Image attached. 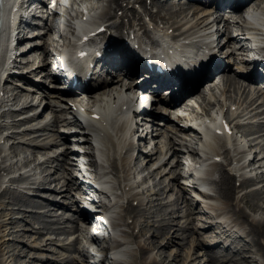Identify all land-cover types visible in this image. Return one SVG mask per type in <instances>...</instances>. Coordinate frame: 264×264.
<instances>
[{"label": "bare ground", "instance_id": "bare-ground-1", "mask_svg": "<svg viewBox=\"0 0 264 264\" xmlns=\"http://www.w3.org/2000/svg\"><path fill=\"white\" fill-rule=\"evenodd\" d=\"M105 1L100 2V6H97L93 10V2L91 3L90 0H71L70 10L79 18L88 15L90 19L87 20V24H93L95 29L101 24H106L108 29H115V31H117L119 26L117 20L129 16L128 21H123L121 23L122 25L119 27L122 26V28H126L127 33L133 32L138 38L141 47H156L157 44L154 45V43L157 42V37L162 33H165V37L167 36L168 38L173 35L168 33L170 27H174L178 30V32L174 33L175 36H180L185 33L187 35L185 39L191 38L194 41L193 45L186 46L188 50L196 49L200 51L205 49L204 46L214 48L220 33H222L226 41H223L221 47L228 48L224 53L225 59L223 60L227 62L228 66H230L232 61H237V58L234 56L236 50L245 51L246 47L241 42L242 35L238 34L234 36L231 34L232 27L228 26L229 23L235 27L234 29H236L237 24L222 16L220 13L221 8L224 6H232L237 16L245 10L246 6L254 8L259 22H264V0H246L244 3H240L238 0H220L217 7H214L213 4L218 0H195L194 4L187 0H184V2L180 0L172 2L169 0H152V3L155 4L154 6L158 5L160 10L158 13H150L154 28L148 29L145 22L140 20L142 19V15L139 13L140 11L130 6V4L135 5L136 2H140L143 10L150 12L144 0H107L106 6L103 9L102 7ZM124 2H127V4L124 5ZM101 3H103L102 6ZM32 4L34 3L28 5V8L31 9L33 6ZM6 5L5 3L3 8L4 12ZM46 7L47 3L44 0L39 1V6L35 7L33 19L36 20L38 13L45 11ZM117 7L123 9L122 16L114 12L113 9ZM99 8H102L103 12L101 14H96ZM33 9L34 8L31 10ZM49 10L50 8H47V13H49ZM43 19L42 17V20ZM47 20L48 18H46V26L44 27L47 28V31L41 36L42 39L40 41L28 40L30 37L36 35L34 30L37 29L34 28L36 27L35 24H30V27L27 28L24 33V39L28 41L25 44L22 43V46L25 47L23 48L24 52L20 54V56H23L22 58L25 63L28 64L32 61L33 52H36L40 60L34 71L39 68H44L42 73L45 72L44 70L46 66H48V60L53 58V53L47 47L48 41L50 44V37L46 38L53 26L48 24ZM137 21H139V23H137ZM218 22L224 24L222 30L219 28L214 29ZM21 23L22 22H19L17 27L21 26ZM138 25H141L142 28L144 27L142 33L139 32L140 30L137 28ZM254 29L258 34L264 36L263 28L255 26ZM218 34L219 36L216 37ZM102 35L103 38H106L105 33ZM233 41L238 44L235 45L234 48H231V42ZM165 42H168V40H165L163 43ZM219 43H217L216 46H218ZM132 51L134 50L130 47L127 49V53L123 51L120 53V56L113 54V56L110 57L111 60L107 61V63L118 67L125 65L129 67L131 73L136 75L139 73V70L136 68L137 58L136 56H132L134 54ZM240 62V65H243L247 61L241 60ZM227 64L219 61L211 69H208L206 73H200L199 75L198 71H194L190 75L180 74L177 76L174 85L168 86L167 88L172 90L175 89V86L177 87L180 84L178 88L182 89L185 93H189L191 90H186L187 85L185 83L188 76L197 77L198 75L200 77L193 85V88H197L198 82L207 80L217 71H225L226 78L222 83L218 84V87L221 91L229 90L227 92L229 94L225 97L224 102H221V111H224V114L228 113V110H224V105L227 103L232 102L233 104H238L237 111H233L232 113H237L236 116L233 117V133L223 134V136H221L217 135L208 127L205 117L209 113L206 108H202L201 110L194 106L187 107L179 105L177 108L181 106L186 109L182 108L181 110L183 112L177 109L178 111L175 113V117L166 115L164 119L171 121L173 119L172 124L175 131L185 133L188 136V138H182L177 134L180 140H182L181 143L183 142L181 144L182 146L176 145L174 140L168 142L162 139L166 130L161 128L160 133L156 137L159 138L156 142V144H159V147L156 150L151 149L147 152L146 147L150 143V139L155 140V138H152L153 134L149 127H152V122L153 124L163 123L161 120L152 121V117H147L142 118V120L144 119L147 127L146 129L148 130L141 138L142 146L136 155L132 151L133 142H131L130 138L133 128L129 113L132 109L134 110L133 107L136 101L130 95V93H134L132 82L131 84L128 83L124 85L123 83H119L120 80L115 82V80L110 77L93 81L90 88H86L87 99L80 96L82 99H79L78 104L81 105L83 109H74L68 102V98L65 97L67 92L56 90L52 87L50 88V84L49 86L46 85L47 82L38 85L34 91H31L30 85H18L21 84L22 81H25L24 84L31 82L30 79L28 80V77H22V80L18 82V84L11 86L10 89L6 88L5 94H7L11 100L15 101V105L21 106V110L34 107L36 104L35 97L40 91H44L43 98L47 99L44 109H49L51 115L46 123L40 124L38 117L44 112V109L39 112L37 110L38 108L34 107L30 109V111H34V113L24 118H22V116L28 112V110L20 112L22 116L15 111L11 112L16 113L20 117L13 119L10 124L19 126L21 129L17 132H13L12 136L15 138L13 143H1L0 141V194L9 195L11 201L14 204H18L21 210L23 206L31 207L32 209L29 210L28 213H23L21 218H18L13 216L12 213H21L24 211H16L14 209L15 206H12L10 210L6 211L7 206L0 202V207H2L0 209V217L3 215L6 216V220H0V233H2L0 234V264H13L12 260H10L11 257L16 259L15 264H92L89 260L84 259L81 261L74 255L68 257L45 256L42 252L31 253V250L25 253L23 251V246L17 243V239H22V236L32 235L34 236V241L29 244L35 249H53L52 245L49 244L59 242L64 248L80 252L81 247L78 244L79 236L75 238L74 241L70 242V246L64 242L58 241L60 239L51 236L44 239L42 243L38 241V239H42L45 236L43 235L45 231L48 233L50 232L51 235V233H57L59 231L65 232L67 230L66 227L60 225L65 221L64 218L59 217L55 220L49 218L52 216V210L55 208L51 204L64 207L65 209H74L78 215L74 217L76 224L72 226L73 231L76 233L83 230L79 222L84 221L85 217L80 211V206H75L74 204V196H76L73 191L74 184H72V177L74 178V176L67 166V164L71 163L66 161V157L74 152L72 149L74 143L69 142V144L64 145L66 139H70V137L68 138L62 131H67L65 129L73 130V128L76 129L73 136L79 140L76 141L75 144L85 146L89 149L92 145L93 137L97 138L96 140L102 143L100 152L105 157L110 169L109 172L115 179L114 189H116L120 198L127 199V203L125 202L119 205L120 208H118L116 216L114 217V224L118 227V232L123 238V241L118 244L126 246L127 248L130 247L131 243L136 244L131 250L127 249L121 251L122 256H127L125 261L122 262L123 264H264V169H260L264 168V135L261 134L255 138L249 139V134L247 135L244 131L242 134H239L245 125H247L246 130L252 133L255 124L262 127L264 123L259 121L253 122L252 119L255 118L256 115L249 116L248 119H250V121L247 123L238 119V117L241 118L256 110L258 106L250 109L252 104H254V102L251 101L244 105L242 104L246 99V97H242L247 89V85L235 78L230 72L228 73L229 67L227 68ZM20 65H22L21 62ZM123 70L124 69H121L120 71L123 72ZM39 74H41V72ZM43 74L44 77L50 79V81H58L62 78H55L54 76L48 75L49 73ZM143 75L144 74H142V76ZM20 76L26 75L21 74ZM5 77L4 85L8 83L10 76ZM243 77L245 79L249 78L254 80H256V78L264 79L262 75L256 76L252 72L243 74ZM135 78H137V76L134 77V79ZM135 80L138 81L137 79ZM1 84L0 81V91L4 88L1 87ZM52 86L55 87L54 85ZM118 87L120 88L118 89ZM260 92L261 94L264 93L262 89L258 91V93ZM3 98L4 96H0V101H2ZM203 99L205 100L206 98L203 97ZM241 99L242 102H240ZM209 100H212L211 97H209ZM174 101L175 100L172 99L164 100L160 98L155 102V105L152 104L153 109L149 112L166 111L168 110L167 107L172 106ZM174 103H176V101ZM92 107H95L97 111H94ZM93 112L100 113V118L92 117L91 114ZM244 112L245 114H243ZM218 113L217 111V114ZM262 113H264V110ZM209 119L212 123L215 122L214 118ZM83 122H86L88 127L84 126ZM252 122L254 123L253 125L250 124ZM21 125L24 127H21ZM60 125L62 128H57ZM203 126L207 128L205 136L203 134L201 135L200 131ZM86 129L90 130L92 133L88 134ZM263 130L264 128H260L256 133L262 132ZM28 135L31 136L27 137ZM10 136L11 133H8L5 140ZM2 137L4 136H0V140ZM216 137L220 139L216 141ZM249 142L250 144L248 145ZM200 144L204 146L203 150L200 149ZM52 145H64L62 151L56 157H61L60 166H52L51 169L46 168L39 171L38 169H41L44 164H50L54 161L53 156L49 154ZM31 148L33 151H31ZM164 148H167L169 152L173 150L174 164L170 172L175 181H178L180 177L187 178L186 173L183 172L184 169H178V166L182 164L179 158L180 153L188 154L186 149H189L193 154L199 156V153L202 152L205 156L206 161L210 165L209 174L213 176L217 173V176L214 177L212 183L214 194L209 196L201 195L203 198L216 197L219 200L217 203H211L209 207L207 206V208H210L211 212L213 211L212 216L216 220L202 217L200 221L204 224H195L193 226L178 222V212H182V216L188 217L189 223L194 224L197 219L194 216L196 211L190 200L186 197L183 199L182 192L188 189V185H185L184 182L182 183L179 181L178 196L166 199L168 192L172 189L173 181H167L166 174H168L169 171H167L165 167L163 168L164 164L167 162V160H164L166 156ZM258 149L260 150L258 151ZM8 150L12 153L13 157H17L16 161L8 162L9 157L11 158ZM133 150H136V148H133ZM5 151L6 153H4ZM33 152L43 154V156L38 159L39 162L37 164H33ZM157 153L158 157L156 155ZM261 154L263 157H259ZM217 156L222 157L220 162L215 161ZM143 158L148 159V161H143ZM155 159H160L163 163L158 167L154 165L152 168H149L150 161L153 162ZM257 164L259 166L256 167L255 165ZM72 165L76 168V165L73 163ZM252 165L255 167H252ZM249 166H251L249 169L251 174H237L239 170L248 172ZM22 167L28 169L21 172L19 177L13 176L8 180L12 183H16V186L12 187L11 185L2 188L9 173L13 169H20ZM141 172H146L144 177L141 180H136V174ZM156 173H160L161 175L157 181L152 182ZM237 181H239V185H236ZM53 182H56V186H52ZM143 182L151 183L142 191L139 190L138 187ZM61 183L67 187V191L64 193H61L62 188L59 187ZM22 186L28 190L39 191L37 192L38 195L45 196V198L38 199L37 197L29 196V191L25 190ZM77 188L81 190V192H86L87 185L81 181ZM75 191L77 190L75 189ZM61 195H65L64 200L59 198ZM203 198L201 202L205 204L207 201ZM88 200L93 202L91 198ZM135 200H137L136 205L132 203ZM36 208L47 209L40 211L36 210ZM203 215L206 216V211L203 212ZM131 217H133L132 220L128 222L127 219ZM26 220L38 222L40 226L38 228L35 226L30 228L18 227L16 225ZM221 220L224 223H222ZM175 222L179 224V227L176 229L183 231L177 234L178 237L182 238L180 244L183 250L179 252V254L175 253L173 257H170L168 252L173 243L176 242L172 234L173 224ZM217 225L218 229H214ZM1 227H5L3 232ZM234 227L242 229L247 233V236L251 235V243L241 244L240 241L237 240V236L233 238L230 237L232 231H235L233 229ZM134 228H138V231L135 232ZM187 228L189 229V233H185ZM24 229H31L34 233H26L27 230L23 231ZM212 229L214 232H212ZM200 231H203L201 232V236L214 240V245L211 247H203L202 242H204V240L195 237L188 246V249L185 250V245L188 243L189 237L196 233L198 234ZM14 232L17 234L16 237L6 244L4 237ZM219 242L228 243L225 251L222 253L212 249L214 246L218 245ZM233 247L236 252L233 254L228 253L227 251ZM198 248H200L201 254L203 253V255L207 256L204 263L201 261L197 263L194 262L196 260L194 250ZM246 249H251L250 251L259 255L262 261L250 254L246 256L240 255ZM23 256L29 258L25 259ZM100 264L107 263L100 259Z\"/></svg>", "mask_w": 264, "mask_h": 264}, {"label": "rangeland", "instance_id": "rangeland-1", "mask_svg": "<svg viewBox=\"0 0 264 264\" xmlns=\"http://www.w3.org/2000/svg\"><path fill=\"white\" fill-rule=\"evenodd\" d=\"M219 25V24H218ZM36 38H38V37H36ZM36 74H37V72H35ZM35 73H33V75H31L32 77H35ZM245 83L246 84H248L249 85V88H251L252 90H255L256 89V87H257V85L256 84H252L251 83V81H245ZM260 87V86H259ZM243 97H248V101L251 99V97H249L246 93H244V95H243ZM255 98V105L253 106V107H255V106H257V105H260V101H261V99H258V98H256V97H254ZM46 103V101H43V105ZM261 106V105H260ZM250 109H252V106L250 107ZM249 109V110H250ZM264 109V106H261L260 107V109L258 108L257 110H255V111H253L252 113H250V114H248V115H245L244 116V119L243 120H248V119H246L249 115H252V114H254V113H260V111H262ZM45 115H47L46 113H44V114H42V116H39V119H41L42 117H45ZM159 119H161L159 116H157L156 118H155V120H159ZM45 120V119H44ZM167 123H169L170 121L169 120H165ZM258 121H261V122H263L264 123V114H258L255 118H254V122H258ZM168 126V125H167ZM167 126H166V128H167ZM258 127H256L255 126V128L253 129V133L252 134H250L249 135V137L250 138H252L253 137V135H254V137H257V136H259V135H264V131H262V132H259V133H255L256 131H257V128H264V125H262V127L261 126H259V125H257ZM164 128H165V126H164ZM16 128H11L10 130H15ZM172 135H173V132H172ZM174 137H175V135H173ZM259 139H261V138H259ZM171 154V152L167 155V157L169 156ZM262 156V154L259 156V157H261ZM35 157V156H34ZM169 158V161H167L165 164H164V166H166V168H167V170L170 168L171 169V165L173 164L172 163V157H171V155L168 157ZM69 160V159H68ZM155 161V160H154ZM59 163V160H55L54 162H53V165L55 166V165H57ZM258 165V164H257ZM69 166V165H68ZM152 165H150L149 167H151ZM44 167H46V165H44L43 166V168ZM51 167V166H50ZM50 167H48V168H50ZM169 169V170H170ZM260 169H264V168H260ZM73 173V172H72ZM75 173V172H74ZM155 175H158V174H155ZM168 177H169V179H168V181L171 179V173L169 172L168 173V175H167ZM55 185V183H53V186ZM60 186L62 187V183L60 184ZM65 188H67V187H65ZM178 190H179V187H178V185L177 184H173V186H172V189H170V194H168V197L169 196H173V197H175L176 196V193L178 192ZM183 195L184 196H186V197H188V194H187V191H184L183 192ZM60 198L61 199H64V196L62 197V196H60ZM189 199V198H188ZM1 200L2 201H4V203H8V198H5V197H2L1 198ZM6 200V201H5ZM83 200V199H82ZM79 203V202H78ZM77 203V201L74 203V204H78ZM196 204V203H195ZM10 206H12V205H10ZM55 207V209L52 211V213H53V215L51 216V218H53V219H56L58 216H60V217H64V218H66V222L62 225V226H65L66 225V227L67 228H70V226L71 225H73V224H75V222L74 221H72V220H70V219H67L68 217H71V216H77V214H75V212H74V210L73 209H64V208H62V207H60V206H54ZM195 207V206H194ZM16 208H17V206H16ZM203 207L202 206H197V204H196V209H202ZM25 208L23 207V210H24ZM41 209H44V208H41ZM197 212V211H196ZM27 213V212H26ZM197 214V216H199V217H201L202 216V213L200 214V213H196ZM14 215L15 216H19V218H21V213H14ZM1 219H4V218H1ZM178 220L180 221V223H186L188 226H191V225H193V224H191V223H189V220H188V218L187 217H181L180 215H179V217H178ZM198 222V224H200V223H202L201 221H196V223ZM21 226H26V227H31V223L28 221H23L22 223H21ZM34 226H38V224H36V223H34ZM174 229H173V231H172V234H173V237H174V239L176 240V242H174L173 243V245L170 247V250H169V252H168V255L170 256V257H173V255L175 254V253H178L179 254V252H181L182 250H183V248L181 247V244H180V242H182V238L181 237H178L177 236V233H179V232H182V231H180V230H177L176 228H178L179 226L177 225V224H174ZM27 232H29V231H27ZM72 232V233H71ZM71 233V234H70ZM185 233H189V229H186V231H185ZM53 235V237L54 238H57V239H61V241H64V242H66V243H68L69 244V242L70 241H72L73 239H74V237H75V234H73V231H67L66 233H63V232H59V233H55V234H52ZM70 235V236H69ZM15 236H16V233H13V234H9L8 236H6V241H11V240H13L14 238H15ZM195 237H200V239H201V235H198L197 236V234H194V235H191L190 237H189V241H188V243H186V245H185V250H187L188 249V246L190 245V243L192 242V240H194V238ZM246 237V236H245ZM244 237V235L240 238L244 243H247V242H249L250 241V239H251V236H248V237H246L245 238ZM22 239H24V240H17V242L21 245V246H23V248H24V250H25V253H28L29 251V249L31 250L30 252L31 253H33V252H45L46 253V255H50V256H56V255H58L59 253L58 252H56V251H53V249H44V250H34V249H31L29 246H28V243L29 242H31V241H33V239H31L30 238V236H24V238H22ZM46 239V238H45ZM202 239H203V237H202ZM28 241V242H27ZM206 243L208 242V241H211L209 238H207L206 237V239L204 240ZM177 242H179V243H177ZM220 251H222L223 250V246H224V244H222V243H220ZM52 247L53 248H56L57 250H59V251H62L63 253H65L66 255H72V254H74V255H77L79 258H81V260H83L82 258H83V256L81 255V253H78V252H70V251H68V250H63L61 247H60V245L59 244H52ZM233 248H231L230 250H229V253H231V252H234L233 250H232ZM195 251V253L194 254H196V260L194 261V262H199V261H201L202 263H204L205 262V260L207 259V256L206 255H203V253L201 254L200 253V248H198V249H196V250H194ZM244 255H253L254 257H256L257 259L259 258V255H257L255 252H252V251H250V250H247V251H244V253H243ZM24 257H26V256H24ZM10 259H13V258H10ZM260 261H262L261 259H259ZM13 261V263H16V259H13L12 260Z\"/></svg>", "mask_w": 264, "mask_h": 264}]
</instances>
